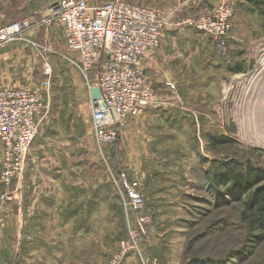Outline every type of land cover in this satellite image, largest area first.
<instances>
[{"label":"rangeland","instance_id":"1","mask_svg":"<svg viewBox=\"0 0 264 264\" xmlns=\"http://www.w3.org/2000/svg\"><path fill=\"white\" fill-rule=\"evenodd\" d=\"M110 1L90 0L96 5ZM127 1L163 9L179 29L191 28L184 23L186 19L211 8L210 0ZM260 10L264 13V0ZM188 30L192 31L194 47L199 51L213 46L202 31L198 30L202 39L198 42L195 40L198 33ZM62 38L53 37L48 44L41 39L31 44L34 59L27 82L42 87L49 107L34 143L38 138L44 142L48 138L52 147L64 152L60 158L65 171L54 175L45 173V176L37 172L39 178L33 179L37 186L59 187L51 188V196L46 194L44 199L50 211L67 216L66 235L59 242L60 247L55 245L49 251L34 253L33 263L0 264H101L105 261L116 252L125 236L128 217H136L135 211L124 206L119 179L122 171L130 180L140 183L145 194V210L154 216L141 235L144 256L158 255L165 264H264L262 232L250 228L242 218L244 202L216 206L218 199L208 181L211 171L223 163L232 162L243 171L248 164L264 168V145L248 140L249 133L245 129L256 113H264V37L248 51H243L247 58L242 61L240 71L210 70L208 75H216L212 89L207 85L208 59H205L206 65L196 69L192 78L193 88L189 82L177 84L181 98L174 106L164 110L149 109L150 114L169 115L168 118L149 125L151 129L144 133L138 131V123L135 126L131 122L140 119L142 114L128 117L133 118L130 131L124 125L113 146L96 141L88 81L81 71L78 54L70 50ZM230 50L223 55L215 46L213 52L227 61ZM94 79L91 73L89 81L94 82ZM164 88L166 85L161 89L163 93ZM170 111L172 113H168ZM212 136L218 137L220 142L213 145ZM144 152L154 155L141 156ZM30 172L27 160L25 171L17 181L19 187L15 182L12 188L14 191L18 187L14 196L20 195L18 203L22 202L23 209L30 207L26 205V198L28 203L41 198L28 188L34 186ZM101 182L105 183L103 191L112 198L108 207L114 212L111 219L99 213L91 216L88 210L82 209L90 203L95 204L89 196L90 187ZM2 187L0 200L14 202V197H4L5 188ZM44 189L49 191V186ZM156 189L160 196L152 195ZM146 192L150 194L148 199ZM102 202L100 199L96 205L98 212L103 209ZM78 228L81 232H77ZM20 254L16 259L22 260L25 253ZM130 256L134 257L135 264H142L139 254H131L126 260ZM47 259L50 263H45Z\"/></svg>","mask_w":264,"mask_h":264},{"label":"built area","instance_id":"2","mask_svg":"<svg viewBox=\"0 0 264 264\" xmlns=\"http://www.w3.org/2000/svg\"><path fill=\"white\" fill-rule=\"evenodd\" d=\"M34 2L38 0H26ZM239 0H214L204 13L189 17L185 24L208 35L217 50L226 55L233 29V18ZM43 23L64 28L67 47L80 58V67L91 92V114L96 141L115 145L128 117H137L146 110H164L180 99L177 83L166 84L164 93L154 89L142 61L159 47L164 31L175 27L160 11L144 3L112 0L96 5L90 0H56L42 11ZM34 26L30 17L0 25V49L22 39ZM46 51V50H45ZM94 74V82L89 75ZM50 89L51 80L47 82ZM100 91V97L92 93ZM40 85L0 86V141L3 145L0 183L4 197L17 192L29 153L48 110ZM119 179L124 206L136 212L128 217L127 234L115 253L102 264H122L131 254H139L142 264H163L154 255L142 251L141 235L153 221L145 210V196L138 181L130 180L122 171ZM18 181V182H17ZM17 189L12 191L14 183Z\"/></svg>","mask_w":264,"mask_h":264},{"label":"crops","instance_id":"3","mask_svg":"<svg viewBox=\"0 0 264 264\" xmlns=\"http://www.w3.org/2000/svg\"><path fill=\"white\" fill-rule=\"evenodd\" d=\"M55 1L56 0H38L27 2L26 0H2L0 5V25L24 17H30L33 20L34 26L24 34L22 39L15 40L0 49V86H35L34 83L30 84L27 82L31 78V76H29L32 72L30 65L34 59V57H32L34 49L31 44H33L34 41L36 42L41 39L44 44H48L53 37H60V39L63 37V42L66 44V35L61 25L55 23L52 26H46L43 24V19L46 17V14L44 15L42 11ZM213 2L214 0H210L211 7ZM249 2L250 0H239V6L233 19V30L229 40L231 50L230 57H228L229 59L227 61H223L217 52H213L215 45L209 36L205 37H208L210 44L213 46L209 47L207 51H199L198 48L194 47L195 43L193 41L192 31L188 29H193L194 32L198 33V37L195 40L199 42L202 41L200 36L201 33L199 35V31L196 28L179 29L177 27H170L166 29L162 35L159 47L153 50L142 61L143 69L152 81L154 89L161 92L163 85L165 87L170 81L179 85L189 82L192 84L193 88L195 82H192V78L197 73V70L202 68V65H206L203 63L205 59H208V71L206 74L208 77L207 85L210 89H212L215 84L214 76H216L213 74L208 75L210 70H214L215 72L218 70H228L234 73L238 72V69L241 68L243 64L242 61L247 58V56L243 54V51H248L251 45H254L257 41L259 42L260 39L264 37V13L260 10L261 5L258 7L252 2L248 4ZM149 6L169 17L163 9L160 10L151 5ZM209 9L203 10L200 13L207 12ZM172 111L175 112L174 109ZM172 111L168 113H172ZM149 112L150 110H146L144 115L142 114L140 119L138 118L136 121L130 120L133 118L128 119L124 128L130 131V123L133 122L135 126L139 124L138 127L140 128L138 131L145 133L151 129L150 126L156 121L166 119L169 116L150 114ZM131 130H133V128ZM147 136L149 137V135ZM44 140L45 142L38 138L31 149L28 159L31 166L29 176H31L33 180L32 185H34L28 186V188L31 187V190L38 193L41 198H36L34 200L29 198V200H32L30 203H28V198H26V205L30 204V207L27 206L24 208L25 210L23 209L22 202L19 201L18 203V199L20 198L19 194L14 196V202L0 200V263H33L34 261L31 259V256H33L34 253L44 250L49 251V249L55 245L60 247L59 242L66 235L67 216L65 213L59 214L50 211V207L44 199L46 194L51 196L50 194L53 192L51 188L59 187L56 185L52 187L51 184L37 186L34 181V179L39 178L37 172L41 173L40 176H45V173H53L54 175L59 174L58 172L65 171L63 169L65 168L64 165L61 164L62 158H60V156L64 155L63 150L52 147L48 138ZM147 155L151 156L154 154L144 152L141 156ZM2 159L3 145L0 141V174L2 170ZM40 167L42 169L39 170ZM103 184L105 183L101 182L100 185L96 183L90 187L89 196H91L92 202L95 204L90 203L88 207L85 206V208L82 209L88 210L91 216H98L99 213L106 219H111L114 212L108 207L109 204H112V198L107 191H103ZM48 186L49 191H46L44 187L47 188ZM0 190H4L1 183ZM146 194V198L148 199L150 194L149 192H146ZM154 194L158 196L161 195H159L157 189L155 193H152V195ZM158 198L160 199L161 197ZM100 199H103L101 204L103 205V209L101 212H98V210H96V205H98L97 203ZM83 210H81V212ZM78 215V218L81 219L80 212ZM74 218H76L75 214ZM80 229L81 228H78L77 232H81ZM102 236L103 235L100 234V237ZM22 252L25 253V255L21 257L22 260L16 259ZM20 256L22 255L20 254ZM134 260V257L130 256L124 264H135ZM45 263H50V260L47 259Z\"/></svg>","mask_w":264,"mask_h":264},{"label":"trees","instance_id":"4","mask_svg":"<svg viewBox=\"0 0 264 264\" xmlns=\"http://www.w3.org/2000/svg\"><path fill=\"white\" fill-rule=\"evenodd\" d=\"M250 2L259 7L263 0H250ZM240 70L241 68L238 69V71ZM211 140L213 145L220 142L218 137L212 136ZM225 142H228V139ZM208 181L211 182L212 188H214L213 192L216 193V199H218L216 206H231L233 202H244L245 208L242 211V218L249 223L250 228L261 230L260 240H263L264 168L248 164L246 170L243 171L232 162L223 163L211 171ZM255 242H259V240H255ZM155 256L164 264L161 257Z\"/></svg>","mask_w":264,"mask_h":264},{"label":"bare ground","instance_id":"5","mask_svg":"<svg viewBox=\"0 0 264 264\" xmlns=\"http://www.w3.org/2000/svg\"><path fill=\"white\" fill-rule=\"evenodd\" d=\"M247 126L245 129L249 133L248 140L264 145V113L260 115L256 113Z\"/></svg>","mask_w":264,"mask_h":264},{"label":"water","instance_id":"6","mask_svg":"<svg viewBox=\"0 0 264 264\" xmlns=\"http://www.w3.org/2000/svg\"><path fill=\"white\" fill-rule=\"evenodd\" d=\"M93 95L95 97H100V91L98 88H94L93 91H92Z\"/></svg>","mask_w":264,"mask_h":264}]
</instances>
